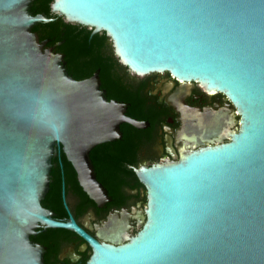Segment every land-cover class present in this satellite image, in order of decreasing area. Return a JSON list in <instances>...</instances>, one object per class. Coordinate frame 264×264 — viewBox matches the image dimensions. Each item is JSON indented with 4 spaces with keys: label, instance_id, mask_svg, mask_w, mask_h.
Here are the masks:
<instances>
[{
    "label": "water",
    "instance_id": "95a60500",
    "mask_svg": "<svg viewBox=\"0 0 264 264\" xmlns=\"http://www.w3.org/2000/svg\"><path fill=\"white\" fill-rule=\"evenodd\" d=\"M51 10L104 31L137 75L167 71L223 92L240 127L228 142L132 166L147 190L145 221L127 242L99 241L72 212L67 220L45 205L55 152L65 180L64 154L89 197L111 203L118 196L92 153L123 135L122 121L151 120L110 98L100 68L74 77L40 40L39 23L52 18L34 0H0V264H44L45 248L31 236L47 227L88 242L86 264H264V0H53Z\"/></svg>",
    "mask_w": 264,
    "mask_h": 264
},
{
    "label": "flooded vegetation",
    "instance_id": "af4514ba",
    "mask_svg": "<svg viewBox=\"0 0 264 264\" xmlns=\"http://www.w3.org/2000/svg\"><path fill=\"white\" fill-rule=\"evenodd\" d=\"M109 43L108 38L100 49L108 59V79L102 77L100 66L80 79L92 76L100 68L99 82L110 98L125 101L128 115L151 123L145 126L122 121L123 135L113 142L98 143L92 153L98 159L101 178L118 196L111 203L100 201L99 205L89 197L80 186L74 167L70 165L69 169L66 162L65 180L60 148L55 152L58 194L44 200L45 205L58 207L67 220L73 219V213L78 224L94 232L99 241L117 245L136 235L145 221L147 190L136 169L177 160L182 152L191 149L230 141L240 127V114L226 94L210 91L198 80H182L167 71L133 73L116 55L113 59ZM45 47L56 51L55 44L47 46L46 42ZM111 153L119 158L106 159ZM47 228L31 237L32 242L45 248L44 264L87 263L93 249L79 234L63 227Z\"/></svg>",
    "mask_w": 264,
    "mask_h": 264
},
{
    "label": "trees",
    "instance_id": "16d2710c",
    "mask_svg": "<svg viewBox=\"0 0 264 264\" xmlns=\"http://www.w3.org/2000/svg\"><path fill=\"white\" fill-rule=\"evenodd\" d=\"M36 7L43 11L47 17L52 18L48 22H40L37 31L40 40H47V46L56 45V52L63 54V58L76 78L88 75L96 66H100L103 78L108 79L107 58H104L101 47L106 45L108 36L102 32L91 34V29L79 23L67 22L62 15H58L51 10L53 0H34ZM41 30V32H40ZM93 37V38H92ZM112 51V57L115 59ZM118 153V152H116ZM118 154L111 155L110 160L117 159ZM63 159V158H62ZM100 159V158H99ZM59 161V158H56ZM64 160L71 169L72 165L64 154ZM98 160V159H97ZM56 176V173H55ZM56 182L54 184V195L57 197ZM32 237V236H31Z\"/></svg>",
    "mask_w": 264,
    "mask_h": 264
},
{
    "label": "rangeland",
    "instance_id": "374dc122",
    "mask_svg": "<svg viewBox=\"0 0 264 264\" xmlns=\"http://www.w3.org/2000/svg\"><path fill=\"white\" fill-rule=\"evenodd\" d=\"M109 44H110V45H109V46H110V48L112 49L113 47H112L111 43H109Z\"/></svg>",
    "mask_w": 264,
    "mask_h": 264
}]
</instances>
